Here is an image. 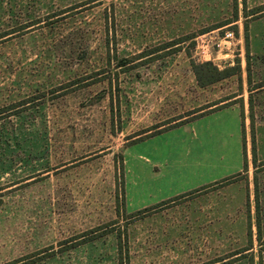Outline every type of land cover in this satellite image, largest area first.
I'll return each instance as SVG.
<instances>
[{
    "label": "rangeland",
    "instance_id": "rangeland-1",
    "mask_svg": "<svg viewBox=\"0 0 264 264\" xmlns=\"http://www.w3.org/2000/svg\"><path fill=\"white\" fill-rule=\"evenodd\" d=\"M0 264H264V0H0Z\"/></svg>",
    "mask_w": 264,
    "mask_h": 264
},
{
    "label": "trees",
    "instance_id": "trees-1",
    "mask_svg": "<svg viewBox=\"0 0 264 264\" xmlns=\"http://www.w3.org/2000/svg\"><path fill=\"white\" fill-rule=\"evenodd\" d=\"M196 80L201 87H205L238 74V67L220 69L211 61L192 63Z\"/></svg>",
    "mask_w": 264,
    "mask_h": 264
},
{
    "label": "built area",
    "instance_id": "built-area-1",
    "mask_svg": "<svg viewBox=\"0 0 264 264\" xmlns=\"http://www.w3.org/2000/svg\"><path fill=\"white\" fill-rule=\"evenodd\" d=\"M219 30H223V29L212 31L211 33L214 32V35H210V33H206V35L209 36L210 40H215L214 44L217 46L219 53H222L224 50H229L230 46L235 44L236 36L233 31H230V30L219 31ZM213 49L215 50V48ZM206 55L208 56L206 60L212 61V62L216 61V59L212 56L211 53H208Z\"/></svg>",
    "mask_w": 264,
    "mask_h": 264
}]
</instances>
